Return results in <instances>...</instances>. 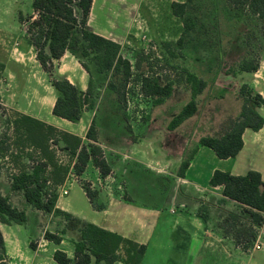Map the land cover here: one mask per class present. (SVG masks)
<instances>
[{
    "label": "crops",
    "instance_id": "crops-1",
    "mask_svg": "<svg viewBox=\"0 0 264 264\" xmlns=\"http://www.w3.org/2000/svg\"><path fill=\"white\" fill-rule=\"evenodd\" d=\"M171 2L183 3L179 0ZM142 4L143 0H93L88 27L95 34L120 44L122 49H125V46L128 48V45H132L129 40L132 39L131 35L136 28V19L141 17ZM18 38L19 35L16 33L0 29V73L9 82H16L18 78L24 76L26 82L34 84L38 82L37 75L42 76L43 79L47 74L38 63L37 53L33 57L34 64L27 63L30 59H27L26 55L31 50L19 47ZM239 60L237 63L235 58L227 59L231 66H228V72L222 75V81L220 79L215 81V77L212 80L205 79L208 87L197 98L199 104L197 113L176 130L167 132L163 141L158 140L159 150L153 149V153L144 160L150 172L152 171L149 167L153 162H158L159 169H162L157 171L158 173H153L159 182L150 185L151 195H146L144 198L142 194L137 196L129 183L126 189L131 201H127L123 195L103 190L98 195V205H104L105 208L97 211L79 184L89 202L90 211L79 214L70 202L63 203L66 197L64 195H60L57 203L59 209L77 219L78 222L70 224L62 217L45 214L34 208L36 211H33L21 192L11 190L9 176L0 172V193L9 197L15 206L25 209L27 213L26 224L0 223L7 262L58 264L54 259L57 250H63L73 259V242L81 239L82 224L93 223L146 246L141 264H214L212 261L209 262V259L219 257L226 259L232 256L238 258L231 262L232 264H261V260L264 261V246L261 250H256L255 246L254 249L231 246L228 238L215 231L213 222L216 211L224 216L228 215L229 219H237L240 215L247 216L252 227L257 230L262 226L259 227L254 223L250 208L226 198L223 195V186L213 187L210 180L216 170L229 172L235 176H244L255 171L261 175L264 182V126L259 131L249 128L245 130L244 147L234 158L220 159L212 149L203 146L198 148L202 137L218 135L217 127L224 121L235 119L240 115L243 100L237 90L241 86L252 94L261 95L264 99V53L260 54L259 69L256 72L244 71L240 66L242 60ZM58 62L57 77L66 78L81 91L87 92L90 74L83 67L81 59L67 52ZM235 65H238V68L233 67ZM45 90L40 88L33 92V99L27 100L25 105L17 103L18 97L10 93L12 91L8 88L1 90L0 96L18 114L38 119L76 135L84 141L89 127L95 120V109L86 111L78 123L58 118L53 114L56 91L51 83ZM218 91L223 93L218 96ZM45 92L48 93L44 94ZM169 101L170 99L161 106L173 104ZM203 103L206 104L205 110ZM258 112L264 118V105L258 109ZM85 120V127H82ZM167 136L172 139L168 140ZM190 148L192 151L197 148L198 150L185 176L180 177V167ZM153 157H156L155 160H151ZM106 158L112 167V173L117 171L119 161L110 162L107 155ZM68 183L69 177L62 188H66ZM30 212H34L38 223L33 230L28 231L24 228H29ZM47 232L61 236L62 243L56 245L47 240L45 238ZM32 243L35 244V248L31 247ZM258 253L262 254L258 256ZM115 264L125 263L120 260Z\"/></svg>",
    "mask_w": 264,
    "mask_h": 264
},
{
    "label": "trees",
    "instance_id": "trees-1",
    "mask_svg": "<svg viewBox=\"0 0 264 264\" xmlns=\"http://www.w3.org/2000/svg\"><path fill=\"white\" fill-rule=\"evenodd\" d=\"M231 1L244 6L259 20L264 21V0ZM92 4L93 0H33V10L37 17L35 19L31 17L29 33L31 45L37 49V60L42 68L49 72L54 61L60 60L67 52L78 55V50L81 49L83 56L90 58V62L95 65L98 76L106 75L111 71L124 74L121 92L114 83L109 84V89L119 94V102L126 103L128 94H132L131 97L142 96L152 101L153 106L163 105L172 97L174 85L162 84L153 74L143 73L136 77L131 62L124 59L122 55V46L95 34L88 27ZM171 7L173 15L182 20L185 32L191 31L195 26V20L189 13L191 9L189 2H174ZM75 34H77L76 37ZM142 56L145 57L143 54ZM259 57L256 61L242 60L241 68L246 72L258 71ZM82 65L90 74L87 92L81 91L66 78H55L52 81L56 91L53 114L72 123L80 122L86 111L95 109L93 101L95 83L92 73L94 70L86 63ZM133 79L136 82L137 91L127 90ZM186 83L191 91V100L171 120L168 125L169 131L176 130L197 113V98L208 86L205 79L189 71ZM262 105H264V99L259 94L244 97L240 115L227 122L228 126L223 133L202 137L198 148L208 147L220 159L236 157L244 147L245 130L249 128L259 131L263 128L264 118L258 112ZM146 119L149 120V117ZM6 125V131L0 141V172L6 164L12 166V172L9 173L11 190L21 192L26 202L36 210L62 217L70 224L78 222L70 213L57 206L60 197L59 189L68 179L70 167L58 158L56 148L75 158L74 167L80 174L92 161L101 177L110 176L112 167L103 148L98 145L99 131L96 121L93 120L88 129L86 138L90 143L87 145L76 135L23 114L16 115L13 120L9 119ZM198 148L194 149L182 162L179 170L180 177L185 176ZM210 184L213 187L223 186V195L250 208L254 223L259 227L262 225L264 182L258 172L251 171L244 176H235L229 172L216 170ZM81 186L94 209L104 210L105 206L97 205L95 201L97 193L92 194L87 187ZM125 199L131 201L129 197ZM26 222V210L19 209L9 197L0 193V223L23 225ZM80 232L81 239L73 242L74 258H70L63 250H57L54 253V259L58 264H115L122 260L120 250L123 248H125L123 259L125 264L142 263L146 246L102 229L93 223H83ZM45 238L56 245H60L63 241L61 236L50 232L45 234ZM31 247L35 248V244L32 243ZM5 256V243L0 230V264H9Z\"/></svg>",
    "mask_w": 264,
    "mask_h": 264
},
{
    "label": "rangeland",
    "instance_id": "rangeland-1",
    "mask_svg": "<svg viewBox=\"0 0 264 264\" xmlns=\"http://www.w3.org/2000/svg\"><path fill=\"white\" fill-rule=\"evenodd\" d=\"M171 1L143 0L141 17L136 19L137 25L131 35L132 39L129 40L132 45H128V48L125 46L122 55L124 59L131 62L136 77L143 73L153 74L162 84H173V98H169V103L173 104L156 107L152 105V101L146 100L142 96L140 98L131 97L132 94H128L127 102L122 104L121 101L119 102V94L108 89L109 84L114 83L121 92L124 74L111 71L106 75L98 76L90 58L84 57L82 50H78L79 56H77L80 57L82 63L90 65L94 70L92 72L95 83L93 101L95 102V121L99 131L98 145L106 152L110 162L119 161L116 162L117 171L104 179L92 161L80 174L74 167L75 158L61 151L60 148H56L58 149V158L70 167L69 183L66 187L70 194L65 197L63 203L70 202L79 214H86L91 209L80 185L87 187L92 194L97 193L95 198L97 205L98 195L103 190L129 197L126 189L129 186L128 183L136 195L142 194L143 198L146 195H151L150 185L153 182H159L153 173H158L157 171L162 169H159L158 162H153L149 167L152 171L150 172L147 162L144 160L153 153V149L159 150L158 140H164L167 132H170L168 125L171 120L191 100V91L186 83L188 71L197 74L202 79L212 80L215 77V81L218 79L222 81V75L228 72V66H231L227 61L228 58H235L237 63L240 61L239 59L256 61L260 54L264 53V21L259 20L244 6L234 4L231 0H179L183 3L189 2L191 8L189 13L195 20L192 30L185 32L182 20L173 15ZM31 17L34 19L37 17L33 10V0H0V29L19 35V47L31 50L26 55V58L30 59V62L27 63L34 64L33 57L37 53V49L31 45L29 33ZM142 25L144 28L139 29V26ZM144 30L147 32L144 33ZM143 35H147L151 41L149 44L144 41ZM74 36L76 37L77 34ZM153 43L157 45L162 59L151 61L150 58H154L155 54L151 53L150 57L143 54V48ZM147 44L148 46H146ZM30 47L32 49H29ZM58 63V61H54L49 72L43 69L47 75L43 79L42 76L37 75L38 82L34 84L26 82L24 76L18 78L16 82H9L0 73V91L10 89L12 91L10 93H14L18 97L17 103L25 105L27 100L33 99L32 96L37 90L41 88L46 91V86L58 78ZM237 66L233 67L238 68ZM134 79L131 80L127 90L137 91ZM241 87L237 91L242 100L244 97L255 95L245 87ZM221 90L224 91L223 88ZM46 93L48 92L44 94ZM222 93L218 91L217 95ZM203 106L205 110L206 104L203 103ZM16 115L18 112L13 111L10 104H7L6 100L3 101L0 96V141L6 131L7 121L13 120ZM147 117L149 120L146 119ZM228 121H224L217 127L218 134L225 131ZM85 124L86 120L82 127H85ZM167 138L168 140L172 139L170 136ZM84 143L87 145L90 142L86 138ZM116 150L119 152L117 153ZM191 153L192 149L190 148L186 152V158ZM155 158L153 157L151 160H155ZM11 172L12 166L8 164L3 166L1 171L6 176H9ZM149 200L151 199L149 198ZM262 216L264 219V213ZM238 217L229 219L228 215L224 216L216 211L213 222L215 231L228 238L231 246L254 249L253 246L260 244L263 247L264 220L262 228L257 230L252 227L247 216L240 215ZM37 220L34 212H30L29 228L24 229L33 230L38 223ZM261 254L258 253V256ZM120 255L123 260L125 248L120 250ZM237 259L236 256L226 259L219 257L213 260L209 259V262L232 264L231 262ZM261 264H264L263 260H261Z\"/></svg>",
    "mask_w": 264,
    "mask_h": 264
},
{
    "label": "built area",
    "instance_id": "built-area-1",
    "mask_svg": "<svg viewBox=\"0 0 264 264\" xmlns=\"http://www.w3.org/2000/svg\"><path fill=\"white\" fill-rule=\"evenodd\" d=\"M143 28H144L143 25H142V26H139V29H143ZM143 32L145 33V32H147V30H144ZM143 38H144V41H145L146 43L148 42V44H149V43L151 42V41H149L147 35H143ZM146 40H147V41H146ZM148 44H147L146 46H148ZM151 53L155 54V55H154V58H153V57L150 58L151 61H154V59H158V60H159V59H162V56H161V54H160V52H159V50H158L157 45H155V43L150 44L148 47L143 48V54H144V55L150 57ZM146 76H147V75H146ZM59 194H60V195L67 196V195H69V191H68V189H66V188H62V187H61V188L59 189ZM255 249H256V250H261V249H262V245H260V244H256Z\"/></svg>",
    "mask_w": 264,
    "mask_h": 264
}]
</instances>
